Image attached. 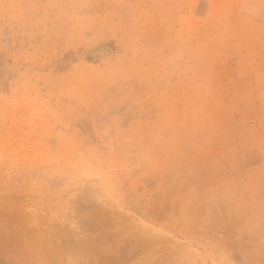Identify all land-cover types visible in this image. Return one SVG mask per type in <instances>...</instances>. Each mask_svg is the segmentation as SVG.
Instances as JSON below:
<instances>
[{
  "label": "rangeland",
  "instance_id": "obj_1",
  "mask_svg": "<svg viewBox=\"0 0 264 264\" xmlns=\"http://www.w3.org/2000/svg\"><path fill=\"white\" fill-rule=\"evenodd\" d=\"M0 264H264V0H0Z\"/></svg>",
  "mask_w": 264,
  "mask_h": 264
}]
</instances>
